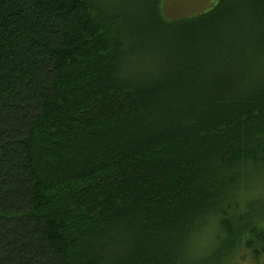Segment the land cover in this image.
I'll list each match as a JSON object with an SVG mask.
<instances>
[{
    "label": "trees",
    "instance_id": "obj_1",
    "mask_svg": "<svg viewBox=\"0 0 264 264\" xmlns=\"http://www.w3.org/2000/svg\"><path fill=\"white\" fill-rule=\"evenodd\" d=\"M226 3L0 0V264H264V0Z\"/></svg>",
    "mask_w": 264,
    "mask_h": 264
},
{
    "label": "water",
    "instance_id": "obj_2",
    "mask_svg": "<svg viewBox=\"0 0 264 264\" xmlns=\"http://www.w3.org/2000/svg\"><path fill=\"white\" fill-rule=\"evenodd\" d=\"M221 0H161L160 11L169 21L198 17L211 11Z\"/></svg>",
    "mask_w": 264,
    "mask_h": 264
},
{
    "label": "rangeland",
    "instance_id": "obj_3",
    "mask_svg": "<svg viewBox=\"0 0 264 264\" xmlns=\"http://www.w3.org/2000/svg\"><path fill=\"white\" fill-rule=\"evenodd\" d=\"M243 0H227V3H226V5H228V9H238V6L240 5V2H242ZM230 11V10H229ZM228 13V12H227ZM139 14V12L138 13H136V15H138ZM228 15H229V13H228ZM262 209H264V201H263V203H262ZM246 262H248V261H246ZM245 262V263H246ZM248 264H251L250 262H248Z\"/></svg>",
    "mask_w": 264,
    "mask_h": 264
}]
</instances>
